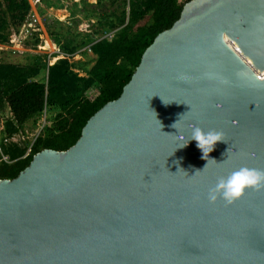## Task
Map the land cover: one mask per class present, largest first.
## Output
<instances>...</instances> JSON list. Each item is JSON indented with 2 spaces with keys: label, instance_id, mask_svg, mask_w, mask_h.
<instances>
[{
  "label": "water",
  "instance_id": "water-1",
  "mask_svg": "<svg viewBox=\"0 0 264 264\" xmlns=\"http://www.w3.org/2000/svg\"><path fill=\"white\" fill-rule=\"evenodd\" d=\"M194 126L224 133L208 161ZM241 167L264 170V0H191L74 146L0 179V264H264V190L208 199Z\"/></svg>",
  "mask_w": 264,
  "mask_h": 264
},
{
  "label": "trees",
  "instance_id": "trees-1",
  "mask_svg": "<svg viewBox=\"0 0 264 264\" xmlns=\"http://www.w3.org/2000/svg\"><path fill=\"white\" fill-rule=\"evenodd\" d=\"M43 2L56 9L66 4ZM66 6L71 10L74 4ZM183 7L179 0H97L95 23L113 37L91 43L89 50L96 59L86 77L76 73L66 58L43 65L45 80H40L41 68L0 62V119L5 120L7 133L0 142V179L17 178L43 150L61 152L74 146L88 120L121 96L146 49L179 20ZM31 13L28 0H0V45L11 44L13 33L20 32ZM47 32L54 36L50 28ZM62 50L70 57L78 51L69 45ZM94 91L97 94L89 97ZM48 112L53 117L33 142L7 141L19 135L28 121Z\"/></svg>",
  "mask_w": 264,
  "mask_h": 264
},
{
  "label": "rangeland",
  "instance_id": "rangeland-1",
  "mask_svg": "<svg viewBox=\"0 0 264 264\" xmlns=\"http://www.w3.org/2000/svg\"><path fill=\"white\" fill-rule=\"evenodd\" d=\"M34 15L35 10L43 11V14H38L41 18L39 33L26 34L13 33L11 37V44L0 45V62L6 64H20L27 65L30 68H41L40 80H45L47 70L43 69V65L48 63H55L59 59H69L70 63L74 65V71L81 77L87 76V71L94 65L96 57L90 52L89 46L92 42L101 39H110V34H105L102 28L95 23L94 13L97 0H62L67 5L74 7L70 10L66 4L57 6L55 18L47 15L46 11L40 8L37 0H28ZM181 4H186L189 0H179ZM65 5V8H64ZM82 6V7H81ZM44 26V27H43ZM50 28L54 36H49L47 29ZM46 30V32L44 31ZM47 33V34H46ZM51 42L53 50L47 41ZM76 47L77 52L74 56H64L63 48L65 46ZM96 91L88 94L89 97H94ZM6 116V115H5ZM4 116V117H5ZM52 113H47L44 117H37L28 121L23 128V137L21 141L33 142L34 138L41 132L46 123H49ZM2 119V118H1ZM0 119V142L6 136V129L4 121Z\"/></svg>",
  "mask_w": 264,
  "mask_h": 264
},
{
  "label": "clouds",
  "instance_id": "clouds-1",
  "mask_svg": "<svg viewBox=\"0 0 264 264\" xmlns=\"http://www.w3.org/2000/svg\"><path fill=\"white\" fill-rule=\"evenodd\" d=\"M176 124L174 123L172 127L176 128ZM223 137V132L214 129L205 131L199 126H194L191 130L189 140H195L197 142V147L203 153L202 158L208 161V154L213 151L215 144L220 141H225ZM183 146L185 145L182 144L180 147ZM175 163L178 164L179 162L177 161ZM246 189L255 191L264 190V170L241 167L233 171L227 178L221 177L216 185L209 190L208 199L210 202H215L220 197L227 204H232L244 194Z\"/></svg>",
  "mask_w": 264,
  "mask_h": 264
},
{
  "label": "built area",
  "instance_id": "built-area-1",
  "mask_svg": "<svg viewBox=\"0 0 264 264\" xmlns=\"http://www.w3.org/2000/svg\"><path fill=\"white\" fill-rule=\"evenodd\" d=\"M40 22H41V20H40V17H37L36 15H34L33 13H31L30 15H29V17H28V19H27V21H26V23L22 26V28H21V30H20V32H21V35L22 34H26L25 36L27 37V35H29V34H31V33H38V31H39V28H37L39 25H40ZM110 37L112 38L113 37V35H110ZM110 38V39H111ZM12 42V41H11ZM43 129V128H42ZM42 131V130H41ZM40 134V133H39ZM38 134V135H39ZM37 135V136H38ZM18 137H21V139H24V137L22 136V134H19V135H17ZM16 136V137H17ZM37 136L35 137V138H37ZM16 137H14V138H16ZM14 138H11V139H9V140H7V141H20V140H15ZM34 138V139H35ZM29 152H30V150H29ZM0 153H1V148H0ZM3 160H5V161H7L8 160V158L7 157H5V156H3V158H2Z\"/></svg>",
  "mask_w": 264,
  "mask_h": 264
},
{
  "label": "crops",
  "instance_id": "crops-1",
  "mask_svg": "<svg viewBox=\"0 0 264 264\" xmlns=\"http://www.w3.org/2000/svg\"><path fill=\"white\" fill-rule=\"evenodd\" d=\"M38 2H37V8H38V4L40 5V8L41 9H43L44 11H46V13H47V15H51V16H49V17H51V18H55V15H53V14H55L58 10L55 8V7H48L47 5H45L44 4V2H43V0H37ZM36 12V16H37V13L38 14H40V12H38L37 10H35ZM43 12V11H42ZM33 13V12H32ZM34 14V13H33ZM37 17H39V16H37ZM40 20H41V18H40ZM44 27V26H43ZM45 32H46V30H44ZM39 33V32H38ZM37 33V34H38ZM47 34V33H46ZM39 35L40 36H42L40 33H39ZM54 63V62H53ZM53 63H51V64H53ZM1 121L3 122V119H1ZM20 134H22L23 135V133L22 132H20ZM24 136V135H23ZM15 140H20L21 139V137H16V138H14ZM13 142H17V141H13Z\"/></svg>",
  "mask_w": 264,
  "mask_h": 264
},
{
  "label": "bare ground",
  "instance_id": "bare-ground-1",
  "mask_svg": "<svg viewBox=\"0 0 264 264\" xmlns=\"http://www.w3.org/2000/svg\"><path fill=\"white\" fill-rule=\"evenodd\" d=\"M72 1V0H71ZM73 1H76V0H73ZM92 1H95V0H92Z\"/></svg>",
  "mask_w": 264,
  "mask_h": 264
}]
</instances>
